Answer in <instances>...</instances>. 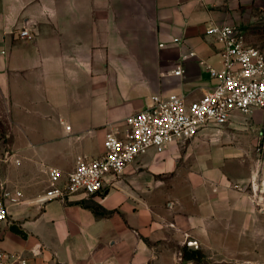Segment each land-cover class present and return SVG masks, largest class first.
I'll return each instance as SVG.
<instances>
[{
  "label": "crops",
  "instance_id": "crops-1",
  "mask_svg": "<svg viewBox=\"0 0 264 264\" xmlns=\"http://www.w3.org/2000/svg\"><path fill=\"white\" fill-rule=\"evenodd\" d=\"M260 11L264 0H0V111L21 129V181L42 165L66 174L77 158L101 156L107 124L122 128L151 95L199 91V98L210 86L205 66H220L205 29L239 32ZM22 28L33 37L18 38ZM137 47L155 58L132 56ZM189 52L195 56L183 59ZM178 145L161 152L160 168L144 161L146 152L138 156L102 195L23 201L17 219L26 238L8 221L1 240L22 245L15 251L25 255L40 243L39 264H264V204L235 189L249 172L227 168L241 148L207 172H177ZM185 249L193 258L182 257Z\"/></svg>",
  "mask_w": 264,
  "mask_h": 264
},
{
  "label": "built area",
  "instance_id": "built-area-1",
  "mask_svg": "<svg viewBox=\"0 0 264 264\" xmlns=\"http://www.w3.org/2000/svg\"><path fill=\"white\" fill-rule=\"evenodd\" d=\"M204 34L218 44L220 66H205L210 86L203 94L197 99L180 93L151 95L144 109L124 119V128H108L101 156L77 158L74 168L66 174L48 168L47 186L38 203H63L75 195H102L148 150L161 153L169 145L184 143L202 131L230 125L233 117L251 118L256 111L264 112V52L248 45L232 26L211 25ZM17 36L26 40L33 37L27 28L20 29ZM173 42L180 41L175 38ZM193 56L195 53L189 52L183 59ZM182 72L177 66L172 74L179 76ZM20 197L18 190L8 191L0 180V226L8 223L9 208L16 206ZM42 250L38 242L28 255L0 246V264H39L36 258Z\"/></svg>",
  "mask_w": 264,
  "mask_h": 264
},
{
  "label": "rangeland",
  "instance_id": "rangeland-1",
  "mask_svg": "<svg viewBox=\"0 0 264 264\" xmlns=\"http://www.w3.org/2000/svg\"><path fill=\"white\" fill-rule=\"evenodd\" d=\"M251 15L253 16L249 18L248 25L237 29L243 35L248 45L264 52V11L253 14L251 12ZM146 46H149V43ZM132 50H136L132 53V56L145 55L142 61L146 60L145 58L149 61L155 58L154 50L151 48L137 47ZM106 53L107 56H114L116 58H128L130 56L129 53L115 54L113 50L110 52L107 50ZM132 66L133 64L129 63L127 68ZM163 84H165L164 81H162ZM136 87L139 88L137 83L133 87L131 85V88H133L132 92H134ZM128 91L126 92L128 93ZM200 94L201 92L196 91L190 99L197 98ZM130 97L127 96V102H130ZM134 106L137 107V104H134ZM121 114L122 112L118 115L120 116ZM257 114L255 112L251 118L233 117L230 125L219 128L218 131L205 130L190 140L180 143L177 147L180 150V156L175 159L176 165L179 167L177 172H207L210 167L218 166V162L221 161L222 157L230 155L233 147L239 146L241 148L239 152L235 149V152L232 153L235 155L231 158H226L227 168L232 174H237L239 177L246 175L245 172H249L250 176L241 185L238 184L235 189L247 195L251 201L264 204V191H257L255 185L258 181L259 173L255 177L253 175V172L255 173V171L260 170L264 152V112H262L263 116L260 119H255ZM11 116L13 114L0 111V179L4 182L5 188L8 191L18 190L21 193L19 203L9 208L8 214L10 216L9 223L13 224L14 227L21 228V220L17 218L21 216L22 203L23 201L37 200L43 194L46 188L48 169L42 165L28 181L25 183L21 181V129L17 128L16 119H13ZM122 124L121 126L124 128V123ZM107 126L117 128L118 130L122 129L117 125L107 124ZM190 141L198 144L195 145L193 143V145H190ZM153 151L150 149V151L148 150L143 155L144 161H147L152 166L158 164L156 167L160 168L166 161H161V153L154 151L156 154ZM157 160L158 162L155 163ZM28 168L30 169V167H27V171H29ZM136 172L151 171L139 168ZM27 174H30V172H27ZM33 205L35 206L36 204ZM161 205L163 206L164 204L161 203ZM40 210H42L41 206ZM27 220H30V218H27ZM21 239L24 241L23 238ZM7 241V237L4 236L0 243L7 244ZM7 245H9V250L11 249L12 251L19 250L22 247V245L15 241Z\"/></svg>",
  "mask_w": 264,
  "mask_h": 264
},
{
  "label": "trees",
  "instance_id": "trees-1",
  "mask_svg": "<svg viewBox=\"0 0 264 264\" xmlns=\"http://www.w3.org/2000/svg\"><path fill=\"white\" fill-rule=\"evenodd\" d=\"M9 229H10L13 233H15L16 235L20 236L21 238H23V239L26 238L25 233H24L22 230H20L19 228L14 227L13 224L9 226ZM182 257H183L184 259H186V260L191 259V258H193V252H188V251H186V249H185V250L183 251Z\"/></svg>",
  "mask_w": 264,
  "mask_h": 264
},
{
  "label": "water",
  "instance_id": "water-1",
  "mask_svg": "<svg viewBox=\"0 0 264 264\" xmlns=\"http://www.w3.org/2000/svg\"><path fill=\"white\" fill-rule=\"evenodd\" d=\"M255 185L257 191H264V152L259 170L258 181ZM252 191H253V187H252Z\"/></svg>",
  "mask_w": 264,
  "mask_h": 264
}]
</instances>
